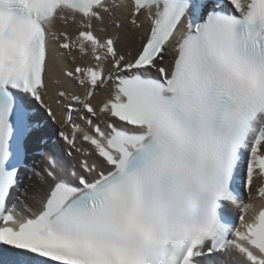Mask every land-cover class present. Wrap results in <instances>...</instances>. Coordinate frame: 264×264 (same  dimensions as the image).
Here are the masks:
<instances>
[{"label": "snow or ice", "instance_id": "6c2138e0", "mask_svg": "<svg viewBox=\"0 0 264 264\" xmlns=\"http://www.w3.org/2000/svg\"><path fill=\"white\" fill-rule=\"evenodd\" d=\"M0 264H264V0H0Z\"/></svg>", "mask_w": 264, "mask_h": 264}]
</instances>
